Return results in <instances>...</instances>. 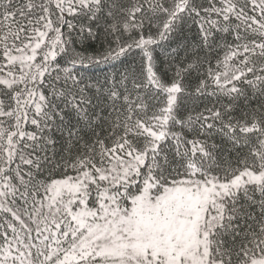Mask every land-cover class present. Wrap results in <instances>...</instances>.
Instances as JSON below:
<instances>
[{"label": "snow or ice", "instance_id": "obj_1", "mask_svg": "<svg viewBox=\"0 0 264 264\" xmlns=\"http://www.w3.org/2000/svg\"><path fill=\"white\" fill-rule=\"evenodd\" d=\"M0 264H264V0H0Z\"/></svg>", "mask_w": 264, "mask_h": 264}, {"label": "trees", "instance_id": "obj_2", "mask_svg": "<svg viewBox=\"0 0 264 264\" xmlns=\"http://www.w3.org/2000/svg\"><path fill=\"white\" fill-rule=\"evenodd\" d=\"M106 25L104 21H101L95 26L97 35L94 38H87L84 35H78L77 33H71L74 41V46L84 53L86 56L93 58L102 57L105 50L111 47H115L113 37L108 35L105 31ZM155 33L156 29H151ZM183 35L188 38V42L196 39V29L192 27L191 30H184ZM135 36V33L132 34ZM131 38L128 34H125L122 38V42H131ZM183 39H172L170 41H162L159 45H154V57L160 67L161 71H168L170 68H174L177 64H182L187 59H191L186 49H181V45L185 44ZM175 48L177 51L172 53L169 49ZM220 57L223 56V52H219ZM141 52L139 49H133L126 53L124 56L116 60H101L100 63H91L88 66H77L75 71L87 81H95L99 84H105L106 78L116 77L119 78L120 74L129 70L136 69L141 64ZM210 59H212L210 57ZM63 63V61H61ZM213 65L215 60L213 59ZM171 77V72H168V77Z\"/></svg>", "mask_w": 264, "mask_h": 264}]
</instances>
